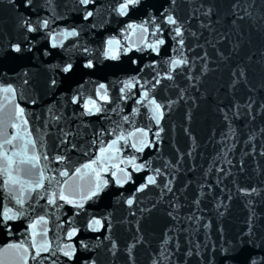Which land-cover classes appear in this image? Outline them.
<instances>
[{
  "label": "snow or ice",
  "instance_id": "obj_1",
  "mask_svg": "<svg viewBox=\"0 0 264 264\" xmlns=\"http://www.w3.org/2000/svg\"><path fill=\"white\" fill-rule=\"evenodd\" d=\"M7 4L14 13L16 34H0L5 37L0 40V233L9 238L0 247V264H100L101 249L113 264L121 254L127 264H135L134 251L146 242L165 203L166 217L180 219L174 215L180 204L165 196L174 195L180 162L192 152L176 149L178 159H163L165 122L176 107L196 104L199 97L192 92L205 95L207 89L205 93L200 89L213 71L210 65H226L228 88L233 93L243 89L247 95L243 106L229 101L235 109L233 118L240 116L241 107L252 120L264 114L256 113L254 54L244 51L251 40L242 27L259 24L264 61V0L259 9L255 0L231 3L228 32L214 27L221 21L211 0L183 15L179 0H70L63 5L59 0H7ZM113 23L117 27L109 31ZM44 58L57 62L46 65L51 74L42 82H34L28 66ZM181 78L184 87L177 84ZM260 88L264 89V73ZM57 91L60 95L48 106L43 128L34 131L21 101L37 105L43 95ZM229 105H217L225 121ZM259 107L264 110V104ZM187 120H192L191 108ZM51 129L55 142L49 149ZM184 131L191 135L188 128ZM146 150L158 155L146 158ZM217 171L230 175L223 168ZM206 187L208 191L201 185L193 200L198 210L203 198L212 194L213 186ZM154 190L159 195L149 198ZM238 190L245 196L259 194L255 187ZM117 209L123 212L118 215ZM215 210L224 217L228 206L217 200ZM185 219L190 226L195 223L197 231L213 225L194 213ZM19 224L26 226L17 233ZM173 231L164 233L152 264H172L180 251L178 236L175 251L167 247ZM217 232L223 238L224 227ZM189 244L185 255H200L206 264H264V236L255 235L252 216L246 233L210 245V259L201 254L200 244Z\"/></svg>",
  "mask_w": 264,
  "mask_h": 264
},
{
  "label": "water",
  "instance_id": "obj_2",
  "mask_svg": "<svg viewBox=\"0 0 264 264\" xmlns=\"http://www.w3.org/2000/svg\"><path fill=\"white\" fill-rule=\"evenodd\" d=\"M60 4L70 3V0H59ZM182 15L187 14L192 8L199 7L203 0H179ZM216 4L220 15V23L214 24L217 32H228L232 30L230 23V15H228L231 3L235 0H211ZM251 2V0H249ZM258 9L262 0H255ZM244 3V0H241ZM61 10L63 8L61 7ZM41 12V15H44ZM135 18V17H134ZM35 19V16H33ZM126 22V21H125ZM207 22V21H205ZM195 29L198 21H192ZM116 24L113 23L108 30H114ZM245 37L250 38L251 43L245 45V52L254 54L252 62L253 79L257 86V91L253 95V99L257 101L256 113H262L259 105L264 104V89L260 88L262 73H264V61L261 60V33L259 24L250 25L245 23L242 25ZM0 34H9L15 36V19L14 13L9 9L7 0H0ZM205 36L208 33L205 32ZM4 35H0V40H3ZM203 42V41H201ZM139 55V54H137ZM216 60V57H212ZM148 58L145 57L146 63ZM57 59L44 58L43 60L34 59L28 66L30 75L34 82H42L47 75L51 74L46 65L55 64ZM213 69L204 79V87L200 89L201 93L207 92L202 97L198 93L192 92L199 98L195 105L191 103L187 105H180L176 107L171 113L168 120L165 122L166 132L164 133V144L162 145L163 159L174 161L179 158L176 149L180 153L192 152L191 156H184L180 162V170L176 173L175 193L167 194L165 200L173 201L180 204L177 213L180 217L179 221H172L167 218L164 209L168 208L165 203L161 210L156 214L158 219L156 223L149 229L146 237V242L137 247L134 251L135 264H152L153 259H156V254L162 249L164 233L168 229H174L173 232L168 233L173 239L168 244V249L175 251L176 237L180 240V251L172 257V264H206V261L201 259L200 255L186 256L185 254L190 247L189 241L192 245L200 244L201 254H206L211 258L212 243L219 245L224 240L232 241L233 237L248 231V220L252 216V224L255 235L257 237L264 236V114H256L255 120L247 116L241 107V114L238 118H233L232 113L235 111L229 105L230 100L238 101L243 106L247 101V95L243 89H238L234 93L228 88L229 70L223 63L217 62L210 65ZM21 71V69H17ZM199 74V73H197ZM14 76L15 73H9ZM167 83V82H166ZM177 84L181 87L185 86L183 79H178ZM17 87L20 86V81H16ZM31 95V90H28ZM60 95L57 91L54 95L49 93L43 95L37 105L21 103L26 107L30 114V120L33 124V129L37 126L43 128L44 120L47 118V108ZM175 99L173 93H167ZM225 107L229 105L228 116L229 120L225 121L223 114L217 110V105ZM191 108L192 120H187L188 109ZM40 117L37 122L35 116ZM89 122H93L89 118ZM172 125H175L173 128ZM188 128L191 132L189 136L184 129ZM231 129V131H230ZM53 135L48 136V146L51 149L55 142V129L50 130ZM90 134V133H89ZM38 135V133H37ZM227 137V138H225ZM194 138V139H193ZM146 158H155L158 154L155 150H146ZM231 161V164H229ZM241 161H243V171H241ZM156 166H159L157 164ZM223 168L224 175L217 169ZM221 182L218 184L217 180ZM191 181L187 190L184 185ZM211 184L212 194L203 198L199 206V210L193 204V200L199 195L200 186L205 185V191H208L207 185ZM255 187L259 194H252L245 196L239 192V188ZM149 198H155L159 195L158 190L149 192ZM232 199L228 200L227 197ZM179 197L178 200L175 198ZM144 197H142L143 199ZM217 200H222L228 206V211L224 217H218L215 210V203ZM251 201V204H249ZM117 214L123 212L122 209H117ZM223 211V209H221ZM203 215L205 217L204 223L209 220L213 225L209 229L199 227L193 223L191 226L185 219L190 214ZM126 214V213H124ZM25 224H19L17 233L23 231ZM223 226L225 233L223 238H218V228ZM188 229V231H183ZM180 230V231H175ZM17 235L15 239H19ZM90 238V237H88ZM3 233H0V247L8 242ZM209 245L208 248L203 247ZM123 247V245H121ZM195 251V249H193ZM100 264H113V259L103 249L99 254ZM115 264H127L124 254H121L116 260ZM167 264V262H164Z\"/></svg>",
  "mask_w": 264,
  "mask_h": 264
}]
</instances>
